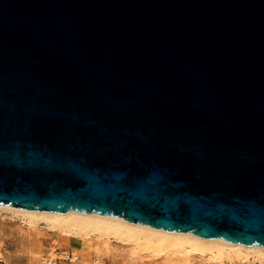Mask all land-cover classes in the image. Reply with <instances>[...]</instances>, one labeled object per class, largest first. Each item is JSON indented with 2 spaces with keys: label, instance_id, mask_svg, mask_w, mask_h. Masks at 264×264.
I'll return each mask as SVG.
<instances>
[{
  "label": "water",
  "instance_id": "water-1",
  "mask_svg": "<svg viewBox=\"0 0 264 264\" xmlns=\"http://www.w3.org/2000/svg\"><path fill=\"white\" fill-rule=\"evenodd\" d=\"M0 205L264 245V0H0Z\"/></svg>",
  "mask_w": 264,
  "mask_h": 264
},
{
  "label": "bare ground",
  "instance_id": "bare-ground-1",
  "mask_svg": "<svg viewBox=\"0 0 264 264\" xmlns=\"http://www.w3.org/2000/svg\"><path fill=\"white\" fill-rule=\"evenodd\" d=\"M0 211L19 218L27 228L44 227L57 236L79 239L82 242L79 251L54 252L59 257L69 256L72 261L78 258L87 261V257L93 256V263H99L103 254L115 245L128 249L130 258L151 257L157 259L156 264H188L192 257L207 258L218 264L243 262L249 258L264 260L262 244L204 237L191 231L158 228L96 212L24 209L7 205H0ZM37 255L41 263H46L43 255Z\"/></svg>",
  "mask_w": 264,
  "mask_h": 264
},
{
  "label": "rangeland",
  "instance_id": "rangeland-1",
  "mask_svg": "<svg viewBox=\"0 0 264 264\" xmlns=\"http://www.w3.org/2000/svg\"><path fill=\"white\" fill-rule=\"evenodd\" d=\"M90 244H93L90 242ZM60 245L57 235L44 227L27 228L17 217H12L0 211V264H46L41 263L37 254L45 255L48 250L55 251ZM67 248H59L63 251ZM68 250V249H67ZM37 255V256H36ZM56 257H59L57 254ZM65 257V256H63ZM59 257V261H71L70 258ZM253 258L226 264H264V260ZM79 259L75 260L77 262ZM252 260V261H251ZM208 261V262H207ZM250 261V263H249ZM248 262V263H247ZM157 259L151 257H129L128 249L115 245L110 248L99 263L91 264H156ZM188 264H218L207 258L192 257Z\"/></svg>",
  "mask_w": 264,
  "mask_h": 264
},
{
  "label": "crops",
  "instance_id": "crops-1",
  "mask_svg": "<svg viewBox=\"0 0 264 264\" xmlns=\"http://www.w3.org/2000/svg\"><path fill=\"white\" fill-rule=\"evenodd\" d=\"M57 239L60 243V245L64 248H67L69 251H79L82 247V242L79 239L73 238L71 236L66 235H58ZM79 260L77 262L75 261H59V264H91L93 260V256L87 257V261L82 260L81 258H78Z\"/></svg>",
  "mask_w": 264,
  "mask_h": 264
},
{
  "label": "built area",
  "instance_id": "built-area-1",
  "mask_svg": "<svg viewBox=\"0 0 264 264\" xmlns=\"http://www.w3.org/2000/svg\"><path fill=\"white\" fill-rule=\"evenodd\" d=\"M55 249H56L55 251L48 250L46 252V254L44 255L45 261H46L47 264H55L56 261L59 259V257H56L55 254H54V252H59V251H57L59 248L56 247ZM63 258H70V257L69 256H67V257L65 256Z\"/></svg>",
  "mask_w": 264,
  "mask_h": 264
}]
</instances>
